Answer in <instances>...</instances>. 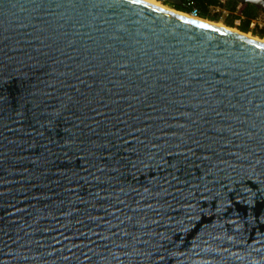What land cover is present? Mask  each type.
<instances>
[{"label":"water","instance_id":"obj_1","mask_svg":"<svg viewBox=\"0 0 264 264\" xmlns=\"http://www.w3.org/2000/svg\"><path fill=\"white\" fill-rule=\"evenodd\" d=\"M175 11L0 0V264H264V42Z\"/></svg>","mask_w":264,"mask_h":264},{"label":"trees","instance_id":"obj_2","mask_svg":"<svg viewBox=\"0 0 264 264\" xmlns=\"http://www.w3.org/2000/svg\"><path fill=\"white\" fill-rule=\"evenodd\" d=\"M180 1H181V5H174V4H168V3H165V4L169 5L171 8L177 11L189 13L191 11V8L186 5L187 0H180ZM191 1H193L196 8L198 9L200 18L210 20L211 22L212 21L213 22L222 21L220 17L221 15L219 14L211 15L210 14L211 11L209 9L211 6L221 5L220 0H191ZM237 4L238 3L235 0H226L224 1V5H221V6H224L230 12V16H228L229 19L225 20L224 24L231 28L235 27L234 20L238 18L237 15H234V11L236 9ZM259 12L260 10L256 9L252 5H248V4L244 5L243 8L241 9L243 20L241 21V24L239 26H236V28L245 34L252 33L254 36L264 39L263 31H258V30L251 31L249 30V27H248L249 21L252 18H254Z\"/></svg>","mask_w":264,"mask_h":264},{"label":"built area","instance_id":"obj_3","mask_svg":"<svg viewBox=\"0 0 264 264\" xmlns=\"http://www.w3.org/2000/svg\"><path fill=\"white\" fill-rule=\"evenodd\" d=\"M223 0H221V5L223 4ZM186 5L188 7L191 8L190 11V15L193 17H198L199 16V11L196 8L195 4L193 3V1L191 0H187L186 1ZM221 5H217V6H211L210 9V13L211 14H219L221 15L220 17H224V16H230V12ZM243 4H237L236 9L234 11V15H237V19L234 20V25L235 26H239L241 24V21L243 20L242 14H241V9L243 8ZM249 30H258V31H263L264 32V10L260 11L254 18H252L249 21L248 24Z\"/></svg>","mask_w":264,"mask_h":264},{"label":"bare ground","instance_id":"obj_4","mask_svg":"<svg viewBox=\"0 0 264 264\" xmlns=\"http://www.w3.org/2000/svg\"><path fill=\"white\" fill-rule=\"evenodd\" d=\"M141 1H143V2H146V3H148V4H151V5H155V6H157V7H161V8H163V9H168V10H172V11H174V12H176L175 10H173V9H170V8H166V7H164V6H162L159 2H157V1H155V0H141ZM184 14V13H183ZM190 15V14H189ZM188 15V16H189ZM198 19H201L199 16H198ZM203 20H205V19H203ZM207 21V20H206ZM208 22H210V21H208ZM211 24H215L216 26H218V27H225V26H222V25H220V24H218V23H216V22H210ZM231 30L232 31H236V32H239L238 30H235V29H232L231 28ZM247 37H251L250 35H248V34H245ZM254 38V37H253ZM254 39H259V38H254ZM261 41H263L264 42V40L263 39H261Z\"/></svg>","mask_w":264,"mask_h":264},{"label":"rangeland","instance_id":"obj_5","mask_svg":"<svg viewBox=\"0 0 264 264\" xmlns=\"http://www.w3.org/2000/svg\"><path fill=\"white\" fill-rule=\"evenodd\" d=\"M162 6H164V7H168V8H170V9H173V8H171L169 5H166L165 3L164 4H161ZM173 10H175V9H173ZM184 13V12H183ZM211 14V13H210ZM211 15H214V14H211ZM202 19V18H201ZM221 19H222V21H220V22H216V23H218V24H221L222 26L224 25L225 27H228V26H226L225 24H224V21L225 20H227V19H229V17H227V16H224V17H221ZM205 20H207V19H205ZM207 21H210V20H207ZM211 22V21H210ZM213 22V21H212ZM235 26V25H234ZM228 28H231V27H228ZM236 29V30H238L237 28H236V26L235 27H232V29ZM239 31V30H238ZM239 32H241V31H239ZM243 33V32H242ZM248 35H250L251 37H254V38H259V37H256V36H254L252 33H247ZM259 39H261V38H259ZM264 40V39H263Z\"/></svg>","mask_w":264,"mask_h":264},{"label":"clouds","instance_id":"obj_6","mask_svg":"<svg viewBox=\"0 0 264 264\" xmlns=\"http://www.w3.org/2000/svg\"><path fill=\"white\" fill-rule=\"evenodd\" d=\"M223 1H226V0H223ZM220 2H221V0H220ZM189 13H190V12H189ZM189 13H188V14H189Z\"/></svg>","mask_w":264,"mask_h":264},{"label":"flooded vegetation","instance_id":"obj_7","mask_svg":"<svg viewBox=\"0 0 264 264\" xmlns=\"http://www.w3.org/2000/svg\"><path fill=\"white\" fill-rule=\"evenodd\" d=\"M222 5H224V2H223V4Z\"/></svg>","mask_w":264,"mask_h":264}]
</instances>
